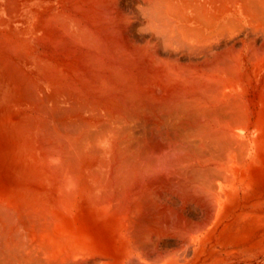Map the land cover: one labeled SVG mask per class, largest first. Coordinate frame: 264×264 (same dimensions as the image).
I'll return each mask as SVG.
<instances>
[{
    "label": "bare ground",
    "instance_id": "obj_1",
    "mask_svg": "<svg viewBox=\"0 0 264 264\" xmlns=\"http://www.w3.org/2000/svg\"><path fill=\"white\" fill-rule=\"evenodd\" d=\"M260 228L264 0H0V264H264Z\"/></svg>",
    "mask_w": 264,
    "mask_h": 264
},
{
    "label": "rangeland",
    "instance_id": "obj_2",
    "mask_svg": "<svg viewBox=\"0 0 264 264\" xmlns=\"http://www.w3.org/2000/svg\"><path fill=\"white\" fill-rule=\"evenodd\" d=\"M261 230H259L258 232L255 233V235L253 237H251L250 240L244 242V243H238V244H231V246H236L238 245L241 248H249V247H254L256 246L257 249H255V253H257V255H254L252 257V261L251 263L254 262H262L264 263V228H260ZM248 256H251L248 254Z\"/></svg>",
    "mask_w": 264,
    "mask_h": 264
}]
</instances>
